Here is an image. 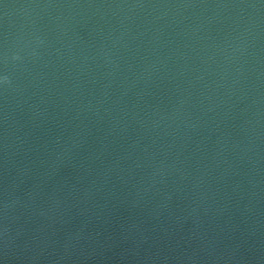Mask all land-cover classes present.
Here are the masks:
<instances>
[{
  "label": "water",
  "instance_id": "obj_1",
  "mask_svg": "<svg viewBox=\"0 0 264 264\" xmlns=\"http://www.w3.org/2000/svg\"><path fill=\"white\" fill-rule=\"evenodd\" d=\"M0 264H264V0H0Z\"/></svg>",
  "mask_w": 264,
  "mask_h": 264
}]
</instances>
